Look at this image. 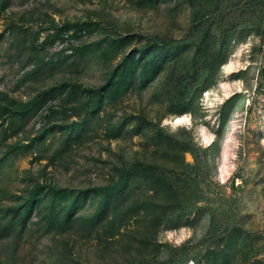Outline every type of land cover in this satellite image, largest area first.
<instances>
[{
    "label": "rangeland",
    "instance_id": "rangeland-1",
    "mask_svg": "<svg viewBox=\"0 0 264 264\" xmlns=\"http://www.w3.org/2000/svg\"><path fill=\"white\" fill-rule=\"evenodd\" d=\"M0 34V264H204L231 230L213 264H264V0H0Z\"/></svg>",
    "mask_w": 264,
    "mask_h": 264
},
{
    "label": "trees",
    "instance_id": "trees-1",
    "mask_svg": "<svg viewBox=\"0 0 264 264\" xmlns=\"http://www.w3.org/2000/svg\"><path fill=\"white\" fill-rule=\"evenodd\" d=\"M3 2L6 4L8 0H3ZM0 34V38H1ZM57 88L62 89V90H68L71 93H74L77 88H80V85L78 84H68V83H63L59 84ZM82 90H85L87 93H93L95 92L98 96L100 95L102 88H98L95 90H91L88 88H84ZM40 204V200L34 201L30 204L29 208L25 210V214L21 219L19 220V223L21 224V227L23 228L25 225V220L31 215L32 211L34 210L35 206ZM19 206H9L6 207V210L4 211V216L1 217L0 222L2 223V227L0 226V236H6L8 231L15 225L17 217H19L18 212H19ZM226 242L223 245L222 248L218 249V252L214 249H209L206 250L203 253L202 261L204 264H213L215 257L217 256L216 253H223L228 255H235L237 252L236 251L237 247L239 246V243L237 242V239H239L238 233L236 230H231L225 235Z\"/></svg>",
    "mask_w": 264,
    "mask_h": 264
},
{
    "label": "bare ground",
    "instance_id": "bare-ground-1",
    "mask_svg": "<svg viewBox=\"0 0 264 264\" xmlns=\"http://www.w3.org/2000/svg\"><path fill=\"white\" fill-rule=\"evenodd\" d=\"M177 120H178V122H182L183 119L178 118Z\"/></svg>",
    "mask_w": 264,
    "mask_h": 264
}]
</instances>
